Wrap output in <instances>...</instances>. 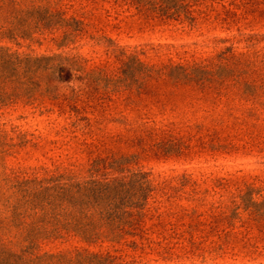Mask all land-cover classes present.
I'll list each match as a JSON object with an SVG mask.
<instances>
[{
	"label": "rangeland",
	"instance_id": "rangeland-1",
	"mask_svg": "<svg viewBox=\"0 0 264 264\" xmlns=\"http://www.w3.org/2000/svg\"><path fill=\"white\" fill-rule=\"evenodd\" d=\"M82 23L1 45L82 71L54 95L0 104V180L121 159L152 193L117 242L43 251L108 264H264V0H49ZM119 83L127 79L129 87ZM127 85V84H125Z\"/></svg>",
	"mask_w": 264,
	"mask_h": 264
},
{
	"label": "trees",
	"instance_id": "trees-1",
	"mask_svg": "<svg viewBox=\"0 0 264 264\" xmlns=\"http://www.w3.org/2000/svg\"><path fill=\"white\" fill-rule=\"evenodd\" d=\"M81 31L80 21L54 12L49 0H0V43L61 32L62 47ZM81 71L63 55H22L0 44V104L54 95L52 81L68 82ZM90 77L106 88L133 84L112 83L100 73ZM151 193L146 174L121 159L95 160L79 172L57 169L0 180V264H108L110 256L43 251L42 245L70 237L87 244L117 242L139 222Z\"/></svg>",
	"mask_w": 264,
	"mask_h": 264
}]
</instances>
